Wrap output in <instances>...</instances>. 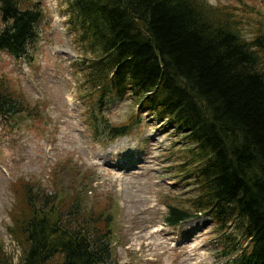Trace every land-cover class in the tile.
Returning <instances> with one entry per match:
<instances>
[{
    "label": "trees",
    "instance_id": "16d2710c",
    "mask_svg": "<svg viewBox=\"0 0 264 264\" xmlns=\"http://www.w3.org/2000/svg\"><path fill=\"white\" fill-rule=\"evenodd\" d=\"M66 1L92 136L128 135L142 110L165 121L181 137L171 169L186 188L164 202L165 224L208 216L217 231L212 248L227 264H264L263 15L246 3L208 0ZM44 19L40 0H0V51L29 57ZM22 89L0 73L4 124L32 116ZM128 100L139 112L116 124L104 118L103 107ZM84 168L70 157L46 183L11 182L7 231L22 251L18 264H125L111 245L112 208L85 204L93 181ZM13 262L0 251V264Z\"/></svg>",
    "mask_w": 264,
    "mask_h": 264
},
{
    "label": "rangeland",
    "instance_id": "374dc122",
    "mask_svg": "<svg viewBox=\"0 0 264 264\" xmlns=\"http://www.w3.org/2000/svg\"><path fill=\"white\" fill-rule=\"evenodd\" d=\"M40 1L45 13L42 35L29 57L17 59L0 51V73L20 85L32 105V116L9 124L0 121V251L18 264L22 251L7 231L15 199L11 182L24 176L46 183L59 162L71 157L73 163L85 166V180L93 181L85 204L103 202L115 214L111 245L118 261L227 264L212 248L217 231L208 216L177 226L164 222V202L186 190L171 169L181 155L174 152L178 149L174 143L181 137L166 128L165 121L142 110V123L128 135L110 141L105 136L95 139L88 121L89 105L80 92L81 74L73 67L82 51L71 30L68 3ZM207 2L246 3L264 17V0ZM106 107L103 115L111 124L139 112L132 100ZM60 178L65 185L66 175ZM79 179L83 180L81 175Z\"/></svg>",
    "mask_w": 264,
    "mask_h": 264
}]
</instances>
